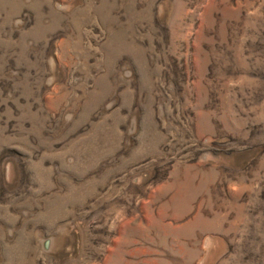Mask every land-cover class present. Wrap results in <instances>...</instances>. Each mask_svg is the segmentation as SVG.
<instances>
[{
    "label": "rangeland",
    "instance_id": "rangeland-1",
    "mask_svg": "<svg viewBox=\"0 0 264 264\" xmlns=\"http://www.w3.org/2000/svg\"><path fill=\"white\" fill-rule=\"evenodd\" d=\"M0 264H264V0H0Z\"/></svg>",
    "mask_w": 264,
    "mask_h": 264
}]
</instances>
